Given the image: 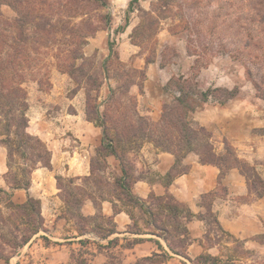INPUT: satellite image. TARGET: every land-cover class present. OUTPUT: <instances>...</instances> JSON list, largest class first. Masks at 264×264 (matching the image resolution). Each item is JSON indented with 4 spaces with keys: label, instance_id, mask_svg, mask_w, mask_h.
Returning a JSON list of instances; mask_svg holds the SVG:
<instances>
[{
    "label": "crops",
    "instance_id": "1",
    "mask_svg": "<svg viewBox=\"0 0 264 264\" xmlns=\"http://www.w3.org/2000/svg\"><path fill=\"white\" fill-rule=\"evenodd\" d=\"M192 72V62L188 65L181 60V78H191ZM222 75H196L195 80L214 88L223 84L231 89L237 84V75ZM147 76V95L152 101L158 98H152L153 90L158 95L161 92V97L168 95L164 86L174 75ZM73 106L74 111L57 109L44 115V106L31 105L28 130L45 142L52 167L38 166L29 189L13 188L8 183L7 149L0 145L3 193L8 191L17 204L25 203L29 196L39 199L44 218V229L7 263L4 260L6 264H71L79 250L87 264H106L109 258L117 260L116 264H137L149 257L154 259L140 264H195L202 255L212 257L216 264L264 261V195L251 188L238 167L221 175L220 167L203 163L195 151L178 161L175 153L150 141L143 144L139 155L128 156L124 163L114 154L99 156L103 128L87 118L84 108ZM259 109L248 90L241 87L235 98L224 104L206 102L192 117L211 131L217 153H224L228 141L239 159L251 163L264 182V119L256 115ZM57 176L74 180L73 194L84 199L76 212L88 220L68 211L75 208L67 204ZM118 180L131 181L130 193L142 203L130 202ZM169 195L180 206L178 221L189 231L186 247L181 246V234L164 206ZM5 205L0 201V207ZM187 210L192 214L190 219ZM209 212L217 218L211 222L215 225L208 219ZM156 214L165 220L167 229L155 224ZM212 226L241 241L242 251L234 247L236 241L220 239L210 230ZM113 227L115 231L110 232Z\"/></svg>",
    "mask_w": 264,
    "mask_h": 264
},
{
    "label": "rangeland",
    "instance_id": "2",
    "mask_svg": "<svg viewBox=\"0 0 264 264\" xmlns=\"http://www.w3.org/2000/svg\"><path fill=\"white\" fill-rule=\"evenodd\" d=\"M19 9L33 10L40 18L50 20L48 28L55 31L50 37L36 35L23 47L22 65L16 72L26 79L29 109L31 105L44 106L42 113L49 115L57 109L74 111L75 103L84 108L87 118L90 111L105 123L121 153L116 132H122L125 142L135 139L134 148L126 152L129 157L139 155L145 142L154 143L142 134L132 138L130 126L139 127V117L151 123L161 121L165 105L177 106V99H186L190 105L188 117L193 119L192 112L206 102L224 104L242 87L264 110V0H0L4 18L14 20ZM2 26L0 31L6 33L10 45V26ZM93 31L85 42L86 35ZM9 45L5 56L12 50ZM181 60L188 65L192 62L191 78H181ZM72 67L77 69L76 75L70 73ZM210 70L213 73L205 72ZM222 74L237 75V84L231 89L223 84L214 88L195 80L196 75ZM147 75H174L164 86L168 95L161 97V92L158 95L153 90L152 98H158L152 101L147 95ZM204 94H208L207 99ZM260 109L256 115L264 119ZM28 118L30 122L29 110ZM169 138L177 142L178 133L174 131ZM233 151L237 155L234 147ZM237 164L256 175L251 163L241 160ZM22 167L24 160L18 154L12 172L7 174L10 185L13 177H23ZM249 181L256 193L264 191V182L258 177ZM62 184L67 197L76 191L69 179L63 178ZM10 200L8 191H0V201L6 204V208L0 207L2 264L24 246L18 248L16 243L31 235L29 228L39 224L37 217L31 219ZM208 219L213 222L210 215ZM210 230L220 239L236 241L234 247L242 251L241 241L216 226ZM202 256L204 259L200 256L195 264H216L213 258L206 260L210 256ZM116 261L109 258L106 264ZM71 264H87L82 250L75 252Z\"/></svg>",
    "mask_w": 264,
    "mask_h": 264
},
{
    "label": "trees",
    "instance_id": "3",
    "mask_svg": "<svg viewBox=\"0 0 264 264\" xmlns=\"http://www.w3.org/2000/svg\"><path fill=\"white\" fill-rule=\"evenodd\" d=\"M19 2L21 3V0H19ZM0 23H4V26H10V29H7V32L10 30V36L12 37V43L9 45L6 33L4 34L3 31H0V145L5 146L7 149L9 165L8 173L12 172L13 163L16 162V156L18 154L24 160V167L21 168L23 177H19V174L13 177L11 186L13 188L29 189L31 185V175L40 164L49 168L52 167L51 152L39 136L33 135L28 131V110L30 105L28 101V93L24 87L26 79L23 75L17 74L16 71H19L18 68L22 65L21 58L25 44H27L31 39H35L36 35L50 37L55 31L48 28L50 20L40 18V16L38 14L36 15L33 10L24 11L19 9L18 16L14 20L4 18L0 10ZM95 30L96 29H94V31ZM94 31L86 35V38L84 39L85 42L87 41V37L91 36ZM7 44L12 50H10L8 56H5V50L8 46ZM12 70H15L14 72L17 75ZM76 72L77 69L72 67L70 73L72 75H76ZM211 90L213 91L214 89ZM204 95H206L207 99L208 94ZM186 103V99L181 98L177 99V102L175 103L178 104L177 106L174 105L169 107V104L165 105V112L159 122L151 123L143 117H139L141 125H139V127H136L135 125L130 126L132 138H136L137 136L141 137L142 134V136H146L147 139L153 141L163 150L175 153L178 161H180L188 152L195 151L200 155L203 163L214 164L220 167L221 175L225 174L230 168L240 167L237 163L241 160L235 154L233 146L228 141H225L226 153H217L212 142V133L208 131L205 126L198 124L192 118L188 117L187 108H189L190 105ZM191 110H193V108ZM87 113L90 121L95 122L103 128V144L98 149L99 155L106 156L108 154H114L124 163V161L128 158V154L126 152L134 148L133 144L137 143V141L135 139H129V141L125 142L122 139V132L117 131L116 137L119 140L118 142H121L120 145L123 148V152L121 153L117 145V140L115 138H111L105 123H100L98 118L92 116L90 111ZM170 113H172V115ZM167 115L169 116L167 117ZM174 131L178 133L179 140L177 142H173V140L171 142L169 138ZM99 165L103 166L104 164H101L100 162ZM240 170L247 176L248 179L258 177V179L263 182L255 169L253 170L256 175H251L244 169ZM126 171L128 170L125 168L124 172L126 173ZM170 176L172 177V174ZM62 179V176H57L59 187L65 191ZM70 181L74 182L73 179H70ZM118 184L123 188L126 194L129 195L128 200L130 202L137 204L142 203L141 200L135 198L130 193L129 189L132 184L131 181L121 182L118 180ZM0 191H3V189L0 188ZM258 195L263 196L264 191H259ZM167 198L168 200L166 204L164 203V206L169 210L172 218L174 219L175 229L181 234L182 246L186 247L190 241V235L188 229L182 226V222L178 221L180 206L174 202L172 196L169 195ZM66 200L67 204L71 208H75V211L68 209L69 212L76 214V216L80 219L88 220L87 217H84L80 211L76 212V208H80L83 203V198L77 197L76 194L69 193ZM10 202H12V200H10ZM15 205L17 207H21L24 212L31 217V219L32 217H37L39 219V224L36 225L33 222L35 225L32 228H29L31 235L25 236L21 242L17 241L16 244L19 248L28 243L33 235L44 229V218L41 214V203L39 199L29 196L25 203ZM182 212H184L183 208H181V213ZM156 215L157 217L154 220L155 224L159 228L165 229L167 227V223L163 220V218L161 219L158 214ZM209 215L212 217L213 222L217 221V218L212 212H210ZM187 218H192V214L188 210ZM113 231H115L114 227L110 229V232ZM163 258L165 259V257ZM211 258L212 257H208L206 260ZM153 259L154 257H149L143 259V261H139L137 264ZM200 259L203 260L204 257L201 256Z\"/></svg>",
    "mask_w": 264,
    "mask_h": 264
}]
</instances>
